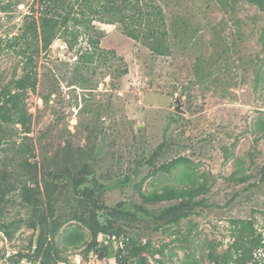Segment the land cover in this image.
Returning <instances> with one entry per match:
<instances>
[{"label": "rangeland", "instance_id": "1", "mask_svg": "<svg viewBox=\"0 0 264 264\" xmlns=\"http://www.w3.org/2000/svg\"><path fill=\"white\" fill-rule=\"evenodd\" d=\"M64 1L68 8L70 0ZM156 1L166 16L167 54L127 36L119 23L95 17L90 32L70 25L69 31H81L78 36L62 30L37 58L38 84L26 95L36 160L46 177L51 170H75L83 180L79 190L93 186L103 204L101 222L111 218L125 230L100 235L107 248L100 258L87 244L89 228L67 219L57 235L62 260L56 264H119L118 248L127 238L149 243L147 264H183L189 257L216 264L210 252L222 255L234 242V220L251 219L264 232V11L244 0ZM45 8L41 0H0V39L21 34ZM21 73L20 56L1 51L0 87ZM81 154L91 164L87 171L69 163ZM180 156L207 177L210 190L204 206L156 230L154 214L176 201L144 203L139 187L161 192L176 184L183 166L156 173L154 166ZM127 174L129 183L120 185ZM55 181L64 194L58 212L66 214L82 193L68 173ZM120 202L131 212L143 208L137 220L124 221L114 211ZM27 214L15 204L7 207L0 220V264H43L23 257L37 239ZM75 228L86 242L68 246L67 231ZM257 257L264 258V248Z\"/></svg>", "mask_w": 264, "mask_h": 264}, {"label": "trees", "instance_id": "2", "mask_svg": "<svg viewBox=\"0 0 264 264\" xmlns=\"http://www.w3.org/2000/svg\"><path fill=\"white\" fill-rule=\"evenodd\" d=\"M41 1L45 3L46 8L38 15L32 16L21 34L6 41L0 39V52L12 49L20 56L22 62V73L0 87V220L6 215L7 207L14 204L28 211L25 222L30 228L37 230V239L31 247V254H23V257L31 261L56 264L62 260L57 235L65 221L70 218L79 220L89 228L91 240L87 244L93 248L95 255L103 258L107 248L100 246V235L121 236L125 232L123 225L115 226L111 218L107 223L101 222L98 210L103 208V204L95 196L93 186L88 185L79 190L83 180L75 170H51L46 177L42 166L36 160L35 146L29 135L32 114L27 108L26 95L28 91L35 90L38 84L36 61L41 51L47 50L62 30L75 38L81 32L69 31L70 25L85 27V31L90 32L94 27L95 17L107 19L112 23H119L123 33L146 44L155 54L160 55L170 52L166 42L169 33L166 16L156 0H77V8L73 7L71 0L67 2L68 8H64V0ZM244 1L264 11V0ZM50 2L55 6L54 10L49 8L53 6L49 5ZM90 41L93 44L98 43L94 38H90ZM259 79L263 82L264 92V70L259 74ZM82 155L71 159L69 163L76 166L75 169L81 165V168L87 171L91 164L85 155L83 158ZM190 162L189 158L180 156L154 166V173L172 172L183 166L176 173V184L164 186L161 192H143L139 187L144 203L176 201L157 215L154 214L156 230L190 216L196 208L205 205L204 195L210 190L211 184L206 176H198L189 169ZM65 163L69 164L67 161ZM66 173L72 177L73 189L81 192L82 196L76 199L75 206L69 212L63 214L58 212L57 203L64 198V194L55 179L59 174ZM200 177H203L202 180ZM130 178V174L122 176L118 183L127 185ZM231 178H236L235 172ZM13 195L18 197L17 200ZM141 210H126L124 202L114 208L124 221L137 220L138 211ZM233 222L234 242L222 255L210 252V258L216 264H264V258L257 257L258 250L264 248V232H258L253 221L248 218L236 219ZM85 239V234L78 228L68 230L65 238L68 246H78L85 243ZM123 243V246L118 248L116 257L119 264H147L143 251L148 247V242L142 243L137 239L127 238ZM183 264L201 263L194 257H189Z\"/></svg>", "mask_w": 264, "mask_h": 264}, {"label": "water", "instance_id": "3", "mask_svg": "<svg viewBox=\"0 0 264 264\" xmlns=\"http://www.w3.org/2000/svg\"><path fill=\"white\" fill-rule=\"evenodd\" d=\"M177 105L175 106V109L178 111H181V101L179 98L176 99Z\"/></svg>", "mask_w": 264, "mask_h": 264}]
</instances>
